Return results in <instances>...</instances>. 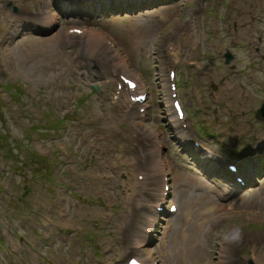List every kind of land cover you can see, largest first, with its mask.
<instances>
[{
    "label": "rangeland",
    "instance_id": "obj_1",
    "mask_svg": "<svg viewBox=\"0 0 264 264\" xmlns=\"http://www.w3.org/2000/svg\"><path fill=\"white\" fill-rule=\"evenodd\" d=\"M73 28L106 41L90 53ZM49 40L52 57L38 47ZM166 42L178 45V59ZM114 45L130 72L108 65ZM121 74L144 85L143 112L119 94ZM262 103L264 0H0V264H125L147 255L180 264L172 247L192 223L168 207L188 209L191 195L201 199L194 223L211 231L193 263L259 264ZM138 172L151 189L129 202ZM219 203L236 210L211 218L206 208ZM205 218L215 229L201 225Z\"/></svg>",
    "mask_w": 264,
    "mask_h": 264
},
{
    "label": "bare ground",
    "instance_id": "obj_2",
    "mask_svg": "<svg viewBox=\"0 0 264 264\" xmlns=\"http://www.w3.org/2000/svg\"><path fill=\"white\" fill-rule=\"evenodd\" d=\"M63 9H66V8H63ZM70 11H71V9H70ZM52 19H53V17L52 18L50 17V19L48 21L49 25L52 23ZM182 30H183V34L185 36H187L189 34L190 30H188L186 28L181 29V31ZM150 31H151V29L146 30L145 33H150ZM83 34H85L84 36L86 37L85 39L87 41V44H86L85 47L90 53L95 50L96 46L97 47L101 46V42L102 41H105V40H103L104 39L103 35L101 33H99V32L85 31ZM172 36H175V33H172ZM140 41L141 40L138 39L137 43H140ZM52 43H53V40L46 41V43H39V45H38V47L40 48L39 51L43 50L45 56L47 55V57L48 56L52 57L57 52V48L55 46H53ZM168 44L172 45V43L166 42V45H168ZM83 46H82V48H83ZM115 48H116V46L114 45L113 50H111V54H109L108 65H110L111 67L124 69L127 72H130V70L128 69L129 60L125 61V60L121 59L119 52ZM180 52H181V50H180V48L178 47V45L176 43L174 44V47L172 48L171 52L168 49L169 55H172L175 59L179 58ZM115 57L119 58V61L117 63L114 62ZM105 63H106V61H104V64ZM122 93L124 95L125 92H122ZM127 93H128V91H127ZM176 93L177 92H176V88H175V94ZM175 98L177 99V94H176ZM184 119H185V117H184V114H183V121H184ZM184 126H186L185 122L182 125V127H184ZM127 161H128V157H127V160L125 162H127ZM159 162H161V160H158V164L159 165H157V167H158V170H161L162 169V165ZM134 169L135 168L133 167L131 169V172H133ZM246 171L249 174V171L248 170H246ZM236 172H238V173H240L242 175V170L240 171L239 167H237ZM231 174L233 175L234 173H231ZM139 175H140V172H138L134 176L135 184H134V186H132V194L130 196H127V199H128L129 202H132L136 198L146 196L147 192H149L150 189H151L150 188V183H152V182L149 181L148 173H145V174L143 173L144 176H143V180L142 181L139 179ZM176 176H178L176 178L177 181H180L181 180V176H179V175H176ZM198 181H199V186L200 185L201 186L202 185H206V182L203 179H199ZM238 184H240V183H238ZM169 190H170V187H169ZM199 190H200V187H199ZM160 196H161L160 198H164L163 190H161V195ZM190 198L191 199L188 200V202H187V205L189 206L188 209L185 208V209H183L181 211V209L178 208L176 210V212H175V214H177L178 216L180 215L184 219V223L185 224H191L192 223L191 234H189V230H188L187 227H186V229H183V233L182 234H183L184 237H181V238L180 237H176L178 239L176 241L177 243H176V245H173V247H172V249L176 248V251H177L176 258L178 259L180 264H192L194 262L193 260H195V258L201 257V255H202L201 251L206 248L207 243H208V237L207 236L211 232L209 229L201 227V226H198L196 223H194V220L196 218L195 211L197 210L198 217H200V215H201V212H200L201 208H200V205H199V203L201 202V199L199 197H195L193 195H191ZM147 200L151 201L149 198ZM156 205L157 206H155V207H158L159 203H156ZM190 207L192 209H190ZM220 209L221 210H225L226 209V211H234V210H236L234 204L233 205L230 204V205H228V207H224V205L222 203L221 204L219 203V204H214V205L208 206L206 208V212L211 218H214V217L217 218L218 216L223 215V213H219V215H218V212L220 211ZM127 213L131 214L132 212H127ZM201 225L202 226H210V229L213 230V229H215V226L217 225V222L211 220L210 218H208V219L205 218L202 221ZM136 243H137V245H140V241L139 240H137ZM172 244H174V242ZM163 245H164V251H165L164 253L167 254V256H168V248L171 249V246L166 242V239L163 240ZM139 258L141 259V261H143L146 264H148V263L150 264L151 261H152V258H151L150 255H147L146 257L140 256ZM263 261H264V258L262 256L261 257L260 256H256V262L257 263L264 264Z\"/></svg>",
    "mask_w": 264,
    "mask_h": 264
},
{
    "label": "water",
    "instance_id": "obj_3",
    "mask_svg": "<svg viewBox=\"0 0 264 264\" xmlns=\"http://www.w3.org/2000/svg\"><path fill=\"white\" fill-rule=\"evenodd\" d=\"M13 10L16 11V8L14 7ZM223 57H224L225 63H229L233 59V55L229 51H226L224 53ZM94 89H96V87H94ZM256 117L258 119L264 121V103H262L261 106L259 107V109L256 111ZM233 175L240 176V174H238V172L234 173ZM240 178L242 179V182H244V179L241 176H240ZM26 191H27V187H25V189H24V192H26ZM248 264H254V263H253V261H249Z\"/></svg>",
    "mask_w": 264,
    "mask_h": 264
},
{
    "label": "trees",
    "instance_id": "obj_4",
    "mask_svg": "<svg viewBox=\"0 0 264 264\" xmlns=\"http://www.w3.org/2000/svg\"><path fill=\"white\" fill-rule=\"evenodd\" d=\"M19 88V87H18ZM1 137L4 138V135H0ZM7 144H10V143H7ZM5 150H8V148H5ZM35 155V154H34ZM41 158V157H40Z\"/></svg>",
    "mask_w": 264,
    "mask_h": 264
},
{
    "label": "flooded vegetation",
    "instance_id": "obj_5",
    "mask_svg": "<svg viewBox=\"0 0 264 264\" xmlns=\"http://www.w3.org/2000/svg\"><path fill=\"white\" fill-rule=\"evenodd\" d=\"M181 144V143H180Z\"/></svg>",
    "mask_w": 264,
    "mask_h": 264
}]
</instances>
